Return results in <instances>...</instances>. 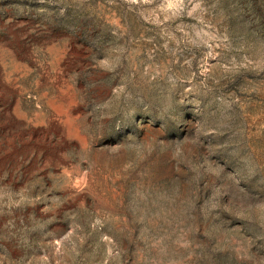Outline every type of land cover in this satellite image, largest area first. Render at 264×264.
Listing matches in <instances>:
<instances>
[{"label": "rangeland", "instance_id": "1", "mask_svg": "<svg viewBox=\"0 0 264 264\" xmlns=\"http://www.w3.org/2000/svg\"><path fill=\"white\" fill-rule=\"evenodd\" d=\"M0 264H264V0H0Z\"/></svg>", "mask_w": 264, "mask_h": 264}]
</instances>
